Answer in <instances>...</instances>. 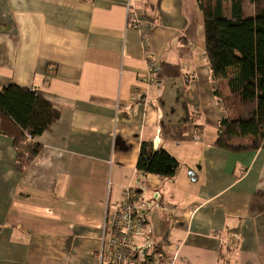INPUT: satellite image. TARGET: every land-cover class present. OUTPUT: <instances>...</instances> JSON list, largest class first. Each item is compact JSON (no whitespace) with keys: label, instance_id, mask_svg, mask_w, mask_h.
I'll list each match as a JSON object with an SVG mask.
<instances>
[{"label":"crops","instance_id":"obj_1","mask_svg":"<svg viewBox=\"0 0 264 264\" xmlns=\"http://www.w3.org/2000/svg\"><path fill=\"white\" fill-rule=\"evenodd\" d=\"M132 4L141 29L126 0H0V86L36 88L60 111L22 167L19 128L0 125V264H98L107 205L131 186L148 204L147 244L168 236L156 251L264 264V149L215 145L226 111L197 0ZM144 141L177 158L174 177L137 170Z\"/></svg>","mask_w":264,"mask_h":264},{"label":"trees","instance_id":"obj_2","mask_svg":"<svg viewBox=\"0 0 264 264\" xmlns=\"http://www.w3.org/2000/svg\"><path fill=\"white\" fill-rule=\"evenodd\" d=\"M245 2L254 7L247 15ZM203 13L206 54L218 84L215 95L226 115L218 126L215 145L243 152L264 149V0H197ZM60 111L36 88L0 86V125L8 120L19 128L14 137L19 166L41 150L31 139L49 129ZM180 162L152 142L141 144L137 170L172 178Z\"/></svg>","mask_w":264,"mask_h":264},{"label":"built area","instance_id":"obj_3","mask_svg":"<svg viewBox=\"0 0 264 264\" xmlns=\"http://www.w3.org/2000/svg\"><path fill=\"white\" fill-rule=\"evenodd\" d=\"M128 3V17L130 24L142 28V21L137 11ZM148 62V73L143 81L154 84L157 81L154 74L157 65L155 55L145 51ZM148 204L141 198L138 191L127 187L123 192L122 200L114 206L108 204L103 224L102 246L97 252L98 264H179L177 254L169 255L163 251L142 250L136 243L148 226Z\"/></svg>","mask_w":264,"mask_h":264},{"label":"rangeland","instance_id":"obj_4","mask_svg":"<svg viewBox=\"0 0 264 264\" xmlns=\"http://www.w3.org/2000/svg\"><path fill=\"white\" fill-rule=\"evenodd\" d=\"M245 9H246L247 15H252L254 13V7L249 2H245ZM170 212H171V210H170ZM179 233H180L179 235H181L182 231L179 232ZM148 240H149L148 235L142 234L141 236L136 238V243L138 244L139 247H141V249L143 251L144 250L145 251L146 250L155 251L157 248H162L164 250H167V247H166L165 243L168 240V236H162L159 239H154V243L152 241V243L150 242L149 244H147ZM144 242L146 243V245H144ZM162 249H159V250H162Z\"/></svg>","mask_w":264,"mask_h":264}]
</instances>
